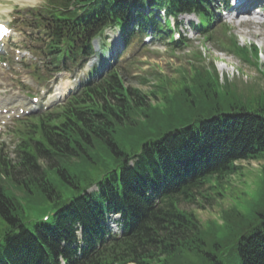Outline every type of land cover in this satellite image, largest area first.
Listing matches in <instances>:
<instances>
[{
	"label": "trees",
	"instance_id": "1",
	"mask_svg": "<svg viewBox=\"0 0 264 264\" xmlns=\"http://www.w3.org/2000/svg\"><path fill=\"white\" fill-rule=\"evenodd\" d=\"M50 1L52 54L89 55L91 36L109 25H117L126 41L149 28L161 39L172 38L168 16L196 13L195 29L205 38L258 64L256 45H241L227 28L216 31L213 0ZM183 41L173 45L182 48ZM198 67L202 70L191 81L199 102L194 108L201 111L212 94L211 80L220 78L213 63L211 71ZM124 72L114 67L65 103L33 116L15 158L0 149V264H190L182 253L203 242L205 229L180 201L192 202L215 177L238 172V161L264 160L263 115L241 108L198 117V125L163 128L173 116L177 92L159 86L167 104L160 108L149 95L127 87ZM141 120L156 131L151 135ZM120 128L122 136L138 140L129 151L117 140ZM102 152L113 153L111 169L99 165ZM262 176L264 182V164ZM93 185L97 189L88 191ZM21 199L37 206L50 201L55 213L45 221ZM254 209L253 222L234 244L241 264H264V198ZM112 213L121 215L120 234H112L106 223ZM223 216V225H237L229 211ZM213 259L210 264H222Z\"/></svg>",
	"mask_w": 264,
	"mask_h": 264
},
{
	"label": "rangeland",
	"instance_id": "2",
	"mask_svg": "<svg viewBox=\"0 0 264 264\" xmlns=\"http://www.w3.org/2000/svg\"><path fill=\"white\" fill-rule=\"evenodd\" d=\"M46 1L37 0L32 4L42 6L46 4ZM258 2L260 6L258 8L246 7L251 8V11L243 16L244 20L251 21L246 25L240 24L238 20L236 21L229 17L230 11H227L228 14L223 11L226 5L225 2L220 3L219 0H214L211 6L214 10L217 30L222 26H227L241 43H255L259 46L261 50L260 68L250 65V63L245 62L223 48L221 49L215 40H204L203 36L193 29L192 24L199 22V17L195 14L178 16L177 20L181 23V26L173 31L174 36L177 32H181L182 36L187 38L188 46L172 50V46L160 39L154 40L148 47L138 53L130 54L132 49L129 48L127 50L128 56H130L128 62L139 56V58L132 61L129 70L124 72L123 79L127 87L138 88L140 92L147 93L151 96L150 101L153 103L159 100L155 105L160 108L166 107L167 104L162 99L163 92L159 91L156 86L164 87V85L168 84L169 88L177 92L180 98L176 97L172 102L171 111L173 116L171 120L165 121L163 128L180 127L190 123L198 125L196 121L198 117L222 116L223 114L238 112L241 108L264 116V69H262L264 68V0H259ZM17 4H19L18 6H24L28 2L6 0L0 5V14L6 15V19H12L11 12L14 8H17ZM110 31L114 32L113 30H108L106 32L107 37L96 38L94 41L95 50L99 52V57L102 51L104 56L106 54V46L112 37ZM39 46L40 44L36 42L38 49ZM223 47L228 49L226 46ZM41 48H43V45H41ZM196 50L205 54L204 60L206 64L216 63L217 73L222 79L216 80L215 77V80H211L213 83L212 94L209 98L203 99L206 106L201 111L194 108V106L199 105V102L192 95L196 93V88L193 86L191 78L202 70V68L198 67V63H204L202 56L194 53ZM96 59V55L93 56L90 59L91 63H94ZM122 63L125 65V62ZM207 69L211 71L208 67ZM227 78V84L222 85ZM166 87L168 86L164 88ZM151 90L158 97L152 95ZM18 99L17 96L12 98V100ZM11 125L9 124L0 132V142L3 143L0 147H3L11 158H14V142L17 144L19 139L9 133L10 131L7 132ZM142 125L151 135L156 131L145 120L142 121ZM122 130L120 128L118 131L117 140L125 151H129L138 140L136 135L133 134H124L122 136L120 134ZM100 158L99 165L104 162L108 165L107 168L111 169L114 166L113 153L102 152ZM238 164L241 167L238 172L223 179L215 177L211 182L199 189L194 201L186 202L182 200L179 203L182 209L192 211L197 216L201 229L203 231L205 229L202 235L203 242L198 243L199 246L197 244V247L193 246L192 251H183L182 253L184 260L190 264H210L213 263V258L222 264H241V258L235 250L234 244L237 237L244 231V227L253 222L256 202H260L264 198L262 176L264 160L263 162L243 160L239 161ZM101 166L103 167V165ZM101 170L97 173L100 174ZM65 189V186L62 187V190ZM23 202L25 204L24 207L37 217L50 215L53 211L50 201H46L44 205L39 206L27 203L24 200ZM232 209L234 210L232 211ZM227 211L231 213L232 219H237L235 222L237 225L232 228L223 225V222H225L223 213ZM258 211H262V208ZM238 213L242 217H239ZM156 264L166 263L157 262Z\"/></svg>",
	"mask_w": 264,
	"mask_h": 264
},
{
	"label": "snow or ice",
	"instance_id": "3",
	"mask_svg": "<svg viewBox=\"0 0 264 264\" xmlns=\"http://www.w3.org/2000/svg\"><path fill=\"white\" fill-rule=\"evenodd\" d=\"M0 31H7V29L5 28V26L4 25H2V24H0Z\"/></svg>",
	"mask_w": 264,
	"mask_h": 264
},
{
	"label": "bare ground",
	"instance_id": "4",
	"mask_svg": "<svg viewBox=\"0 0 264 264\" xmlns=\"http://www.w3.org/2000/svg\"><path fill=\"white\" fill-rule=\"evenodd\" d=\"M128 264V263H127ZM129 264H134V263H129Z\"/></svg>",
	"mask_w": 264,
	"mask_h": 264
}]
</instances>
